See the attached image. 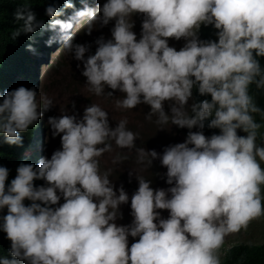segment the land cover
<instances>
[{
    "label": "clouds",
    "instance_id": "clouds-1",
    "mask_svg": "<svg viewBox=\"0 0 264 264\" xmlns=\"http://www.w3.org/2000/svg\"><path fill=\"white\" fill-rule=\"evenodd\" d=\"M134 14L143 17L139 38ZM110 21L111 36H98L86 56L90 44L74 32ZM209 24L217 39L199 38ZM170 37L185 43L177 49ZM63 48L82 62L91 92L118 89V108L147 104L146 119L186 127L185 139L162 153L138 147L127 119L110 126L96 103L82 115L47 116L54 103L41 74ZM259 57L264 0H0V264H220L224 238L264 215V144L253 116L264 109L249 92L264 89ZM194 87L210 99H192ZM206 119L220 131L205 135ZM50 130L60 137L51 155ZM113 144L135 148L147 166L159 157L169 186L153 188L134 170L131 197L114 186L98 160ZM129 200L132 220L119 224Z\"/></svg>",
    "mask_w": 264,
    "mask_h": 264
},
{
    "label": "rangeland",
    "instance_id": "rangeland-1",
    "mask_svg": "<svg viewBox=\"0 0 264 264\" xmlns=\"http://www.w3.org/2000/svg\"><path fill=\"white\" fill-rule=\"evenodd\" d=\"M142 14H134L133 20H134V26L135 24L141 20ZM114 24V21H110ZM133 26V28H134ZM137 33V36H139V30L134 29ZM139 38V37H137ZM185 43L184 38H180L179 40L175 38H169V44L170 46H175L177 49L183 46ZM62 53V56H64L67 60H64L63 63L67 66H63L61 69L54 71L53 69L48 68L47 70H43L41 74V86L43 88V96L51 97L53 100L54 105L49 108V110L53 113L52 115H60V110L69 111V112H75L77 115L83 114V109L85 107V97L91 96L92 102L100 105L102 108L108 111L109 113V123L112 125L114 121H118L119 119H130V117H135L136 114L132 112V108L130 109H124V108H118L116 106L115 101L117 99H122L124 96V93H113L112 96L107 95H100L97 96L95 93L91 92L89 90V86L86 84V77H83L80 73V69L75 67L78 63L77 60L72 58L71 54L67 52L64 48L62 49L59 54ZM58 54V55H59ZM58 57V56H57ZM75 67V68H74ZM108 89L106 88V91ZM83 100V102H81ZM191 102V100L189 101ZM74 105V107H73ZM166 106H168V103H165ZM47 115V114H46ZM48 116V115H47ZM131 123L134 122L130 120ZM137 125V123H136ZM141 126L143 123L140 124ZM178 126L171 125L169 122L166 125H162V128H158L157 132L154 134V137L145 138L144 143L145 144H152L149 149H155L158 153H162L164 150V147L166 145L176 143V142H182L185 139L186 134L184 132H178L177 131ZM51 135V130H50ZM243 135H246V133H243ZM56 141H60L59 135L56 136V138L51 137V151L54 149V143ZM257 142L264 144V136L262 134H259L257 137ZM158 144V145H156ZM145 148V146H143ZM147 150V149H146ZM115 151V150H113ZM137 154L134 157L133 166L128 167V172L131 170H134L137 174H144V176H147L148 179L156 180V176H154V173L156 172L153 168V164L158 162L160 165L159 157L153 159L151 166H147L144 163H138L136 159ZM113 157L114 154H102L98 160H99V167L101 171H104L108 168H111L112 171L114 167L113 163ZM116 167V166H115ZM118 169H124V166L118 168ZM125 170V169H124ZM162 178L160 177L157 181V183L153 186V188L157 187H168L164 172H166V166L161 165ZM133 171V175L131 176L130 180H133V178H136V174ZM112 174V173H110ZM116 176V175H115ZM114 186L119 187L123 185L125 190L129 193V197H131V192L128 190L127 185H125V181L120 179L121 182H118L117 179H112ZM129 185L132 184V181H129ZM60 202H63L62 200ZM127 209L129 212H131L130 209V200L128 203H124L120 205V211H125ZM161 212V215L166 217L168 215V210L166 209H160L158 210ZM117 223L124 224L123 221L118 218ZM134 239L129 236V244L133 242ZM239 242H264V219L262 217L254 218L251 220L246 228H242L241 230L231 233L227 235L224 238V242L221 245L220 249L218 250V255H222L224 250L228 247H230L232 244L239 243Z\"/></svg>",
    "mask_w": 264,
    "mask_h": 264
},
{
    "label": "trees",
    "instance_id": "trees-1",
    "mask_svg": "<svg viewBox=\"0 0 264 264\" xmlns=\"http://www.w3.org/2000/svg\"><path fill=\"white\" fill-rule=\"evenodd\" d=\"M142 20V19H141ZM141 20H139L134 28L136 30H139V35H140V29H141ZM113 23L109 22L107 25H104L99 28H94L91 32V34H88L84 31L85 24L82 23V25L74 32L75 34V42L79 43H88L90 44L89 52H86L85 55L87 56L89 53H94L96 44H95V39L100 36L101 34L104 35L105 38H109L111 36L110 29L112 28ZM217 30L209 24L208 27H203L201 26L198 35L199 38L201 39H217L215 36V32ZM139 37V36H137ZM169 40V38H168ZM262 68H264V57H259ZM64 60H67L64 56H62V53L58 55V57L51 63L49 66L50 69H53L54 71H57L61 69L63 66H67L66 64L63 63ZM77 63H80L81 69L83 67L82 62L77 61ZM76 67V66H75ZM74 67V68H75ZM83 76V75H82ZM84 77V76H83ZM107 91H112L113 93H119L120 91L117 90H112L108 89ZM193 97L195 101H201L205 98L210 99V94L208 96H204L199 94L198 89L196 87L193 88ZM249 92L253 96V99L255 103L260 106V108L264 109V89H257L255 85H250L249 86ZM84 105L87 106L92 102V97L86 96L84 99ZM83 102V100L81 101ZM166 103V102H165ZM150 106L147 104H138L137 106L132 108V112L136 114L135 117H130V119H127V127L132 130L134 133H139V137L136 138V146L138 147H143L145 146V149H149L152 144H145L143 141L145 138H150L154 137V134L157 132L158 128L160 129L162 125H157L155 121V116H153L152 120H148L145 118L146 113L149 111ZM165 109H168V106L165 105ZM47 115L50 116L53 113L48 109L46 111ZM254 119L261 125V127L258 129L259 134H262L264 136V116H262L260 113H253ZM210 119V117L208 118ZM134 121L131 123V121ZM118 121H114L112 125L110 126H115V124ZM137 123V125H136ZM143 123L141 126L140 124ZM195 130V129H193ZM178 132H184L185 134L188 132V129L186 127H178L177 128ZM220 130L217 128H208L207 127V119L205 120V127L203 129V132L205 135H210L213 132H219ZM239 134L243 135L245 133L242 129L238 130ZM51 137L54 139L56 138L51 135ZM158 145V144H156ZM60 147V141H56L54 143V149ZM115 150V151H113ZM51 147H50V155H51ZM103 154H114L116 156L117 154L126 157V159H123L117 163H114L113 171L110 174V179L114 178L117 179L118 182H121L120 179L127 180L125 181V185H127L128 190L131 192V194L136 190L138 187V180L136 178H133V180H130L128 172V167L133 166V161L134 157L136 155L135 148L133 149H127V148H119L113 144L112 151L110 152H104ZM264 164V162H262ZM116 166V167H115ZM124 166V169H118L120 167ZM153 168L155 169L154 176H156V180H151V187H153L158 179L161 177L162 178V173L161 170V165L156 162L153 164ZM127 172L125 173V171ZM165 173V171H163ZM116 175V176H115ZM140 175V174H138ZM146 179L147 176H144V174L140 175ZM129 181H132V184L129 185ZM262 192H264V188H262ZM122 215L118 218H120L124 224L130 223L132 220V216L130 215V212L125 209V211H121ZM264 219V215L260 216ZM132 239H138V237L134 238L131 237ZM220 264H264V242H239L231 245L228 249H226L224 255L222 256L220 260Z\"/></svg>",
    "mask_w": 264,
    "mask_h": 264
},
{
    "label": "water",
    "instance_id": "water-1",
    "mask_svg": "<svg viewBox=\"0 0 264 264\" xmlns=\"http://www.w3.org/2000/svg\"><path fill=\"white\" fill-rule=\"evenodd\" d=\"M61 1V0H60ZM24 43H25V46L29 49L28 45H32V48L34 47L35 45V42H34V38L33 37H30L29 39H25L24 40ZM25 57V56H23ZM20 59V57H15V62H9L10 64L14 65L16 64V62Z\"/></svg>",
    "mask_w": 264,
    "mask_h": 264
},
{
    "label": "bare ground",
    "instance_id": "bare-ground-1",
    "mask_svg": "<svg viewBox=\"0 0 264 264\" xmlns=\"http://www.w3.org/2000/svg\"><path fill=\"white\" fill-rule=\"evenodd\" d=\"M50 45H48L46 42L45 44L43 45L42 49L39 51V56L43 55L44 52L47 50V48L49 47Z\"/></svg>",
    "mask_w": 264,
    "mask_h": 264
},
{
    "label": "built area",
    "instance_id": "built-area-1",
    "mask_svg": "<svg viewBox=\"0 0 264 264\" xmlns=\"http://www.w3.org/2000/svg\"><path fill=\"white\" fill-rule=\"evenodd\" d=\"M46 150H47V149L45 148V152H46Z\"/></svg>",
    "mask_w": 264,
    "mask_h": 264
}]
</instances>
